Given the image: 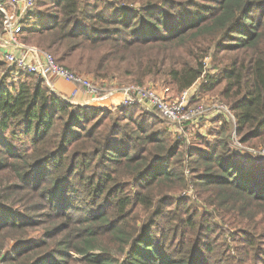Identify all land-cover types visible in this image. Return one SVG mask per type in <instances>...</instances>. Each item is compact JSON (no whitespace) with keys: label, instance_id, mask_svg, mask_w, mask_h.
I'll list each match as a JSON object with an SVG mask.
<instances>
[{"label":"trees","instance_id":"1","mask_svg":"<svg viewBox=\"0 0 264 264\" xmlns=\"http://www.w3.org/2000/svg\"><path fill=\"white\" fill-rule=\"evenodd\" d=\"M34 4L21 39L98 84L181 94L210 58L233 121L187 147L154 110L73 105L0 61V264H264V158L229 148L264 146V0Z\"/></svg>","mask_w":264,"mask_h":264},{"label":"built area","instance_id":"2","mask_svg":"<svg viewBox=\"0 0 264 264\" xmlns=\"http://www.w3.org/2000/svg\"><path fill=\"white\" fill-rule=\"evenodd\" d=\"M34 3L35 0H0V14L3 17L1 47L5 45L11 50L0 48L1 61L16 78L20 73L41 77L51 90L53 88L51 80L59 79L74 85L73 94H76L77 91H83L92 98L101 96L105 91L89 79L61 66L49 53L27 47L18 42L22 34V24L33 13ZM8 10L12 11V15L5 13ZM121 94L123 98L121 103L124 106L142 105L154 110L172 125V131L178 136L182 132L184 123L188 122L191 125L197 118L206 114L201 106L189 108V103L192 100L186 97V92L178 99L169 101L152 89L130 85L121 88ZM106 95L108 94H104L102 97H106ZM209 110L220 112V115L226 120L233 121L228 107L223 103L222 105L211 106ZM203 112L204 114H202ZM237 148L243 149L240 146ZM257 153L264 156V147L260 148Z\"/></svg>","mask_w":264,"mask_h":264},{"label":"rangeland","instance_id":"3","mask_svg":"<svg viewBox=\"0 0 264 264\" xmlns=\"http://www.w3.org/2000/svg\"><path fill=\"white\" fill-rule=\"evenodd\" d=\"M104 1L106 3V1L109 2V1H113V0H104ZM5 13L8 14V15H12V11L11 10H8ZM1 33H2V27H1V30H0V48H4L3 50L7 49L8 51H11L5 45H3L1 47V44H2L1 43ZM21 37H22V34H21V36L18 39V42L20 44L25 45L27 47L36 48L37 50H40L33 43L24 42L21 39ZM42 52H44V51H42ZM1 58L2 57L0 56V61H1ZM206 65H207V73L205 75H203V77L199 81H197L192 86V88H190L188 91H185L186 92V97L190 98L192 100L189 103V105H190L189 108H193V107H196V106H201L206 114H204V112H203L202 114H204V115L202 117L200 116L199 118H197V120L194 123H192L191 125H189L187 127L185 126L184 128H182V133L178 137L175 136V135H174L175 137H173V138H179L180 140L184 141L185 145L187 147H190L191 145H193L195 143H198V141H197L198 140L197 139L198 135L199 136L200 135L201 136L205 135L206 136V140H212L214 137L208 135L209 130H211L212 128L219 129V124L220 123H219L217 118H220L219 116H222V115H220L221 114L220 112H211L209 109L211 108V106L222 105V103H220L219 97H218L216 92H209V93L202 92V88H204L205 85H207V79L205 78V76L213 75V74L216 73L214 71V69L211 68L210 58H208L206 60ZM78 75H81V76L89 79L91 82H93L94 84L98 85L99 87H101L102 90L105 91L101 96L95 97V98H92L89 95H86L84 93L91 100V102L98 101V102L95 103V104H97V106H101L100 104L103 103L102 101L105 100L107 97L112 96V94H116V93L121 94V88L130 86V84L125 85L123 83H120L116 79H109V80L103 81L101 84H98V83H95L90 76L83 75V74H78ZM10 76L12 78L16 79V77H14L12 75L11 70H10ZM121 84H123V85L121 86ZM139 87L145 88V89L146 88L152 89V90L158 92L166 100H169V101H173V100L178 99L184 93L183 92L181 94H177V93H175L173 90H171L169 88H165L164 86H160L157 82H155V83H146L144 85H139ZM77 92H80V91H77ZM81 92L83 93V91H81ZM104 94H108V95H106V97H102V96H104ZM74 95L75 94H72V96H74ZM121 96H122V94H121ZM122 100H123V98H121L118 106H122L123 105V103H121ZM136 106L140 107L144 112H146V113H148L150 115L151 114L156 115L155 112L152 109L148 108V107H144L142 105H136ZM94 107H96V106H94ZM112 107H114V106H111V107H108V108L104 107L102 109H111ZM115 107H117V106H115ZM232 139H233V141L230 142L229 148H231V150L238 157L244 158V159H248V160L254 159L255 157L264 158L263 154H258L257 153L258 150L260 148H263L264 146L258 145L256 148H249V147L243 146V145L239 144L237 136L235 134L232 136ZM237 146H240L243 149H239V148H237ZM195 194H196L195 193V189L191 186V187H189L186 190L184 189L181 193L178 194V196L183 197V198L190 197L192 200L193 199L196 200V195ZM43 228H44L43 226L37 227L36 225H33L31 227V229H29V231H28L29 238H31V240H33L34 238H37L41 234ZM7 242L8 243L4 246V251H3L4 254H6V255L9 254V252L12 250V248L16 245V243L14 241H7Z\"/></svg>","mask_w":264,"mask_h":264},{"label":"crops","instance_id":"4","mask_svg":"<svg viewBox=\"0 0 264 264\" xmlns=\"http://www.w3.org/2000/svg\"><path fill=\"white\" fill-rule=\"evenodd\" d=\"M51 83L53 85L52 92L56 95L60 96L64 100L70 102L73 105H80V106H96V107H111V106H118L122 96L119 93L112 94V96L107 97L105 100H103V104H100L101 106H97L95 104L98 101L91 102V100L81 91L76 92L74 96H72L73 91L75 90L74 85L65 82L63 80L54 79L51 80ZM101 103V102H100ZM105 103V104H104ZM104 106V107H103Z\"/></svg>","mask_w":264,"mask_h":264},{"label":"bare ground","instance_id":"5","mask_svg":"<svg viewBox=\"0 0 264 264\" xmlns=\"http://www.w3.org/2000/svg\"><path fill=\"white\" fill-rule=\"evenodd\" d=\"M101 104H103V103H101Z\"/></svg>","mask_w":264,"mask_h":264}]
</instances>
